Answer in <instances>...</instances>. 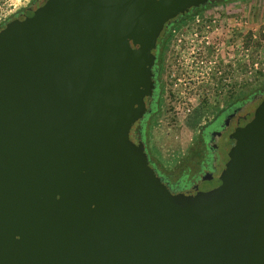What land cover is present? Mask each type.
I'll list each match as a JSON object with an SVG mask.
<instances>
[{
	"label": "water",
	"instance_id": "water-1",
	"mask_svg": "<svg viewBox=\"0 0 264 264\" xmlns=\"http://www.w3.org/2000/svg\"><path fill=\"white\" fill-rule=\"evenodd\" d=\"M209 1L42 0L0 27V264H264V95L189 192L129 137L163 24Z\"/></svg>",
	"mask_w": 264,
	"mask_h": 264
},
{
	"label": "flooded vegetation",
	"instance_id": "flooded-vegetation-1",
	"mask_svg": "<svg viewBox=\"0 0 264 264\" xmlns=\"http://www.w3.org/2000/svg\"><path fill=\"white\" fill-rule=\"evenodd\" d=\"M40 2L30 0L27 5ZM209 2L190 7L163 24L152 49V87L143 98L144 112L129 129V137L143 146L158 182L172 193L189 192L219 174L233 142L230 133L250 117V99L264 89L260 86L249 94L247 35L244 41L241 37L238 58L233 54L238 46H233L234 32L224 29L221 21L218 27L200 30L209 20L196 10ZM9 18L7 0H0V27ZM234 69L240 71V80L234 78L238 77ZM190 107L202 112V121L185 143L170 148L167 144L165 163L157 161L147 148L149 129L163 123L174 131Z\"/></svg>",
	"mask_w": 264,
	"mask_h": 264
},
{
	"label": "rangeland",
	"instance_id": "rangeland-1",
	"mask_svg": "<svg viewBox=\"0 0 264 264\" xmlns=\"http://www.w3.org/2000/svg\"><path fill=\"white\" fill-rule=\"evenodd\" d=\"M29 1L7 0L9 16L11 17L17 11L22 10ZM196 12L208 15L206 19L209 21H205L204 24L207 23L209 26L202 25L200 30L218 27L217 24L221 21L224 29L234 32L232 36L233 46H238L233 54L237 55L238 58H240L241 53V37L243 36L244 41V36L248 34L246 51L248 82L252 81L257 87L262 86L264 88V76L262 75L264 73V0H212ZM234 74L238 76L234 78H240V71L234 69ZM262 95H264V89L260 94L250 99V110ZM189 110L185 111L184 115L179 118V122L183 123H179L180 126H177L174 131L167 130L163 123L149 129L147 148L157 161L166 162L165 158L169 152L167 144H169V148L178 147L177 144L181 145V141L185 143L194 134L197 123L202 121L203 115L202 112L194 111L195 107H190ZM178 149L180 150V148Z\"/></svg>",
	"mask_w": 264,
	"mask_h": 264
},
{
	"label": "trees",
	"instance_id": "trees-1",
	"mask_svg": "<svg viewBox=\"0 0 264 264\" xmlns=\"http://www.w3.org/2000/svg\"><path fill=\"white\" fill-rule=\"evenodd\" d=\"M247 42H248V34H247ZM262 75L264 76V73ZM248 84H249V94L250 95L252 94V92H255L258 87H260V86L257 87L255 83L253 84L252 81H249Z\"/></svg>",
	"mask_w": 264,
	"mask_h": 264
}]
</instances>
